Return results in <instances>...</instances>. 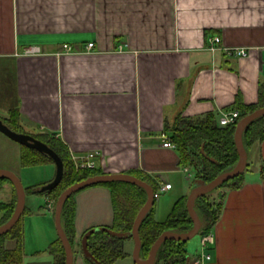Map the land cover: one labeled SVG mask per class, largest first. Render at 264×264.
Returning <instances> with one entry per match:
<instances>
[{
	"label": "crops",
	"instance_id": "crops-1",
	"mask_svg": "<svg viewBox=\"0 0 264 264\" xmlns=\"http://www.w3.org/2000/svg\"><path fill=\"white\" fill-rule=\"evenodd\" d=\"M212 35L247 56L210 52ZM30 46L39 51L25 54ZM262 81L264 0H0V117L17 107L26 133L53 134L71 154L97 150L105 173L140 170L169 183L163 192L172 194L155 203L157 221L194 184L176 147L163 145L165 120L213 112L219 122L237 96L255 103ZM2 134L0 168L15 172L20 147ZM247 159L242 186L226 191L209 232L213 242L194 254L187 243L189 264L198 252L210 254L201 264H264V140ZM12 196L5 184L1 199ZM73 199L75 244L112 223L108 187H85Z\"/></svg>",
	"mask_w": 264,
	"mask_h": 264
},
{
	"label": "trees",
	"instance_id": "trees-1",
	"mask_svg": "<svg viewBox=\"0 0 264 264\" xmlns=\"http://www.w3.org/2000/svg\"><path fill=\"white\" fill-rule=\"evenodd\" d=\"M1 92L3 90H0ZM3 96L6 98V94L3 93L1 97ZM260 107H264L263 81L259 83L258 98L255 103L245 104L237 96L234 106L230 108L239 110L240 115L232 123L220 125L213 112L193 117L177 115L172 121L165 120L164 130L170 134L169 139L176 146L181 167H188L193 172V179L199 180L200 183H207L217 175L234 169L239 161L234 139L236 124L242 117ZM1 119L12 131L26 133L20 122V111L17 107L8 108L7 115ZM30 134L48 145L59 156L63 163V174L61 180L52 188L42 190V186L52 181L51 179L42 185L25 186V194L35 193L45 196L53 200L55 206L61 192L70 184L89 176L105 173L98 167L76 169L67 145L55 135L48 132ZM263 140L264 115L250 121L242 132V142L247 153ZM19 144L21 166L46 163L55 165L50 155L29 145ZM249 166L250 161L247 159V165L240 174L195 199L194 209L201 222L197 234L202 236L210 232L221 216L226 191L242 186ZM127 173L142 179L151 186L154 193L157 192L158 182L147 173L140 170H131ZM5 184H9L13 191L10 200L1 199ZM94 185H104L109 188L113 205V221L108 227L96 228L88 234L86 251L83 249L82 237L89 229L82 233L78 245L84 253L85 264H120L119 261L130 254L125 250L124 243L127 238L133 240L131 233L133 221L145 203L147 193L143 187L127 181H107ZM196 185L192 183L190 190ZM189 192L176 199L163 221H157L154 217L156 198H153V205L139 225L138 232L141 241L139 257L141 259H147L151 246L163 232L185 233L192 229V218L186 207ZM75 193L64 201L61 209L62 227L71 243L72 250L75 244L73 227ZM16 198L13 182L5 176H0V212H2L0 225L12 216ZM25 211L26 206L15 224L7 232L0 234V264H23L24 229L21 220ZM187 243L188 240H163L157 248L153 264H189ZM47 250L53 255L52 264H65V250L59 237L50 243Z\"/></svg>",
	"mask_w": 264,
	"mask_h": 264
},
{
	"label": "water",
	"instance_id": "water-1",
	"mask_svg": "<svg viewBox=\"0 0 264 264\" xmlns=\"http://www.w3.org/2000/svg\"><path fill=\"white\" fill-rule=\"evenodd\" d=\"M262 115H264V107H260V108L256 109L254 112H252L248 115H245L236 124L234 139H235V145H236L238 155H239V161H238L237 166L230 171H226V172H223V173L217 175L216 177H214L212 180H210L207 183H201V184L196 185L195 187H193L190 190L187 201H186V207H187V210H188V212L192 218V222H193L192 229L188 232H185V233H177V232H171V231L163 232L156 239V241L153 243V245L151 246L147 259L142 260L139 257L141 241H140L138 231H139L140 222L142 221L143 217L148 212V210L151 208V206L153 205V202H154V200H153V189L151 188V186L148 183H146L145 181H143L142 179L136 177L135 175H133L131 173L120 172V173H103V174H99V175L89 176L83 180L76 181V182L70 184L69 186H67L59 195V197L55 203V210H54V220H55L56 230L58 233V237L60 238V240L63 244L64 250H65V264H73V250H72L71 243H70V241H69V239H68V237H67V235H66V233L62 227V223H61V209H62V205H63L64 201L71 194H73V193H75V192H77V191H79L85 187H88V186H91L94 184H98V183L107 182V181L131 182L133 184H136L138 186L143 187L147 193V199H146L145 203L142 205V207L139 209V211H138V213H137V215L133 221L132 230H131V233L133 236V241H134V247H133V251H132L134 264H153L157 248L160 245V243L165 239H175V240H185L186 241V240L193 238L197 234L198 230L201 227V222H200L199 216H198L196 210L194 209L195 199L197 197H199L200 195H203L205 193L210 192L211 190H213L218 185H220L223 182L231 179L232 177L240 174L245 169V167L247 165V152H246V149H245L243 142H242L243 128L250 121H252L253 119L257 118L258 116H262ZM0 131L3 134L7 135L9 138L15 140L16 142L34 147V148L38 149L39 151H42V152L50 155L54 159L55 166H56L55 175H54L52 181H50L49 183L42 186V190L52 188L61 180V177L63 174L62 160L59 158V156L50 147H48V145H46L42 141L38 140L37 138H35L33 135H31L29 133L12 131L2 121L1 117H0ZM0 176H5L13 182V184L15 186L16 194H17L16 205H15L12 216L10 217V219L7 222L0 225V234H3L5 232H7L15 224L17 219L20 217V215L23 211L24 205H25V191H24V187L22 185L21 180L16 175V173H14L13 171H11L9 169H5V168H0ZM97 228H100V227H97ZM95 229L96 228H91L83 235L82 245H83L84 251H86V238H87L88 234L93 232Z\"/></svg>",
	"mask_w": 264,
	"mask_h": 264
},
{
	"label": "rangeland",
	"instance_id": "rangeland-1",
	"mask_svg": "<svg viewBox=\"0 0 264 264\" xmlns=\"http://www.w3.org/2000/svg\"><path fill=\"white\" fill-rule=\"evenodd\" d=\"M0 101H7L2 99ZM4 113V111H1ZM3 135V134H2ZM5 137V136H4ZM7 139V138H6ZM11 140L13 145L20 147L18 142ZM15 143V144H14ZM16 175L22 182L23 187L42 185L51 179H53L55 173L54 163L36 164L30 166H21L20 163L16 166ZM190 173L193 172L189 169ZM14 172V173H15ZM194 184H201L199 180L193 179ZM45 180V181H44ZM172 192L161 191L159 196L156 198V202L162 200L166 195H170ZM26 211L22 215V224L24 229L23 246L24 256L23 264H51L53 255L49 253L48 246L54 241L57 236V230L55 226L54 213L51 209H47L45 206L44 197L39 194H25V205ZM201 236L196 234L193 238L188 240V248L191 253H195L200 248ZM191 246V247H190ZM125 250L129 252V256L119 261L120 264H134L132 250ZM198 252L197 254H199ZM80 257L84 263V253L78 244H74L73 250V264ZM85 264V263H84Z\"/></svg>",
	"mask_w": 264,
	"mask_h": 264
},
{
	"label": "built area",
	"instance_id": "built-area-1",
	"mask_svg": "<svg viewBox=\"0 0 264 264\" xmlns=\"http://www.w3.org/2000/svg\"><path fill=\"white\" fill-rule=\"evenodd\" d=\"M92 47H93V42L87 43L86 48L88 50L91 49ZM63 49L65 51L73 50L71 45L69 44H63ZM206 49L212 53L216 51H221L227 56L233 55L236 57H246L248 54L247 49L245 47H241V46L230 47L222 44L221 38L218 35H212L208 37ZM38 51H39L38 47L30 46L25 49V54L37 53ZM239 115H240V111L237 109H232V108L225 109L221 112V116L219 118V124L226 125L232 123L239 117ZM163 145L167 147H175V144L172 143L168 138H165V140L163 141ZM99 154L100 153L97 150H91L81 155L71 154V158L76 169H92L97 167L96 158L98 157ZM184 170H187V168L185 167ZM170 186L171 185L169 183L161 184L159 186L158 191L153 193V196L158 197L159 192L170 188ZM53 203H54L53 200L47 198L45 203L46 208L52 209ZM212 242H213L212 235L208 233L201 237L200 245L203 248L207 243H212ZM205 259H210V254L201 252L196 257H194L192 262L194 264H201Z\"/></svg>",
	"mask_w": 264,
	"mask_h": 264
}]
</instances>
